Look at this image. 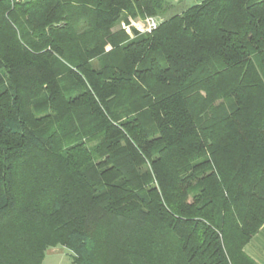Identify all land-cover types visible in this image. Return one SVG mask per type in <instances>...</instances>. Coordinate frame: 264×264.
<instances>
[{
    "label": "trees",
    "instance_id": "obj_1",
    "mask_svg": "<svg viewBox=\"0 0 264 264\" xmlns=\"http://www.w3.org/2000/svg\"><path fill=\"white\" fill-rule=\"evenodd\" d=\"M168 7L0 0V264H257L264 0Z\"/></svg>",
    "mask_w": 264,
    "mask_h": 264
},
{
    "label": "rangeland",
    "instance_id": "obj_2",
    "mask_svg": "<svg viewBox=\"0 0 264 264\" xmlns=\"http://www.w3.org/2000/svg\"><path fill=\"white\" fill-rule=\"evenodd\" d=\"M169 4L168 11L163 15V17H167L173 13L180 12L185 9L187 6L192 3L197 2L198 0H166ZM157 20L160 21L163 19L160 16L154 15ZM136 22H140L142 18L132 17ZM135 31V30H134ZM42 264H72L70 252L62 246H56L52 248H48L45 252L44 259Z\"/></svg>",
    "mask_w": 264,
    "mask_h": 264
},
{
    "label": "built area",
    "instance_id": "obj_3",
    "mask_svg": "<svg viewBox=\"0 0 264 264\" xmlns=\"http://www.w3.org/2000/svg\"><path fill=\"white\" fill-rule=\"evenodd\" d=\"M13 2H22L24 0H12ZM159 21L155 16H145L136 22L134 18L127 16V21H121L120 27L123 28L130 37L136 34L150 33L158 26ZM135 30V31H134Z\"/></svg>",
    "mask_w": 264,
    "mask_h": 264
},
{
    "label": "crops",
    "instance_id": "obj_4",
    "mask_svg": "<svg viewBox=\"0 0 264 264\" xmlns=\"http://www.w3.org/2000/svg\"><path fill=\"white\" fill-rule=\"evenodd\" d=\"M243 249L257 264H264V224L245 244Z\"/></svg>",
    "mask_w": 264,
    "mask_h": 264
}]
</instances>
